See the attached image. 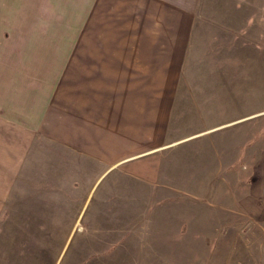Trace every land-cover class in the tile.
Returning <instances> with one entry per match:
<instances>
[{"label": "rangeland", "instance_id": "rangeland-1", "mask_svg": "<svg viewBox=\"0 0 264 264\" xmlns=\"http://www.w3.org/2000/svg\"><path fill=\"white\" fill-rule=\"evenodd\" d=\"M133 50L142 56L134 58L140 65L134 71L128 68L133 59L127 57ZM117 60L125 62L119 64L125 75H138L141 83L154 76L157 96L173 95L176 106L185 96L194 98L189 111L219 110L221 118L228 109L234 128L216 143L227 148L221 161L237 166L229 170L233 176L221 174L244 178L239 184L245 186L231 187L240 201L232 203L236 212L219 209L218 218H204L203 211L211 209L207 202L186 196H198V176L209 174L220 161L207 138L177 150L175 160L187 168L185 187L176 180L179 174L172 173L171 187L150 192L172 195L166 204L173 226L155 227L149 223L152 214H134L125 231L120 227L122 232L107 235L105 242L100 239L106 235L91 232L90 224L73 223L68 210L59 214L44 203L37 207L34 182L42 177L36 175L32 147L37 107L44 101L36 96L49 95L59 81L82 82L89 71L103 82L114 81L101 74L100 66H115ZM144 62L150 74H144ZM204 85L220 87L219 94ZM23 91L29 92L24 93L28 104L21 107ZM227 99L229 108L222 105ZM21 115L28 119L21 121ZM239 118L245 119L234 121ZM186 120L182 130L189 135L202 127L191 116ZM25 146L27 157L21 152ZM236 159H242L239 165ZM30 184L31 195L26 192ZM206 186L211 193L213 187ZM219 204L224 203L216 202L214 209ZM156 220L163 222L164 215ZM115 255L118 259L111 260ZM113 261L264 264V0H0V264Z\"/></svg>", "mask_w": 264, "mask_h": 264}, {"label": "crops", "instance_id": "crops-1", "mask_svg": "<svg viewBox=\"0 0 264 264\" xmlns=\"http://www.w3.org/2000/svg\"><path fill=\"white\" fill-rule=\"evenodd\" d=\"M127 52L129 54L127 57L133 59L132 64L128 65L129 70H139L140 65L138 61L134 62V58L142 57L141 51ZM121 54V57H125L124 51ZM142 54L147 59L146 53ZM115 63V66H105L101 62L100 66L104 69L101 74L106 75L109 80L115 79L114 81L103 82L101 78L90 75L92 71H89V76H85L82 82H68L67 85H62V81H59L61 85L49 95L36 96L44 101L37 107L35 121L37 141L35 148L32 147V153L35 155V172L42 177L41 180L36 179L34 182L36 190L34 199L37 207L44 203L45 207L54 208L59 214L68 210L73 223L77 224L83 220L90 224L91 232L106 235L100 239L105 242L109 241L107 235L122 232L120 227L125 231V225L134 214H152L149 223L155 227L173 226L169 223L171 207L170 204L169 206L166 204L173 200L172 195L150 192L171 187L174 179L172 173L175 176L179 174L176 180L185 187L187 175L184 172L187 168L175 160L179 154L177 150L179 146L192 140L207 138L218 152L220 161L211 165L209 174L200 173L198 176L199 183L196 184L198 196L194 194L186 196L207 202L205 206L211 209L203 211L206 212L204 218L210 216L218 218L219 209L228 208L229 212H236V206L232 203L240 201L235 198L231 187L245 186L239 184L244 178L242 174H239L238 179L221 174L224 172L226 176H233L234 172L230 173L229 170L237 166L236 162L221 161L226 156L223 151L227 148H222L218 144L220 136L224 137L225 132L234 128L235 122H232L234 118L231 119L232 115L228 113V109L225 110L227 113L225 117L221 118L219 110L211 113L209 110L199 109L189 111L187 106L194 98L189 99L185 96L176 106L171 99L173 95L157 96L154 76L151 81L149 78V81L141 83L137 80L138 75L132 76L130 73L125 75L128 72L119 66L125 63L124 61L117 60ZM145 65L144 62L142 66L144 74H150L148 71L150 66ZM109 68L117 72H107ZM61 87L66 88V92H63ZM203 87L219 94L220 87L216 85ZM177 88L176 85L173 89ZM24 93L29 95L28 91H23L20 95L21 107L28 104V97H24ZM212 99L213 106L219 109L220 103H217L216 98ZM227 100L222 105L229 108L231 102ZM12 101L16 102L18 99ZM188 116L203 122L202 127L195 129L191 135L182 130L184 124H187ZM20 118L21 121L22 118L28 119L23 115ZM243 119L245 118L234 121L241 122ZM174 130L177 134H174ZM181 132L183 134H180ZM179 137L185 138L178 139ZM21 152L25 153L26 157L29 154L26 146ZM236 160L239 165L242 159ZM23 162L21 161L20 165ZM206 185L213 187L211 193H208ZM32 187L30 184L26 189L30 195L33 194ZM23 195L22 187L21 196ZM242 196L241 199L244 201L246 197L244 194ZM216 202L224 204H219L221 206L214 209ZM178 211L181 213L182 207ZM159 215H164V220L157 223ZM36 216L37 219L40 218L39 215ZM136 232L143 233L141 230ZM110 257L111 260L118 259L117 255Z\"/></svg>", "mask_w": 264, "mask_h": 264}]
</instances>
